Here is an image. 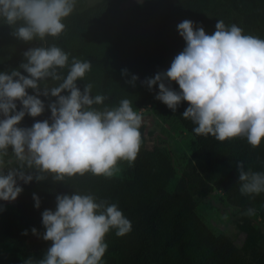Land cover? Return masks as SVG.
<instances>
[{
	"label": "trees",
	"instance_id": "1",
	"mask_svg": "<svg viewBox=\"0 0 264 264\" xmlns=\"http://www.w3.org/2000/svg\"><path fill=\"white\" fill-rule=\"evenodd\" d=\"M86 1L77 0L58 39L47 38L48 45L55 43L70 54L69 62L72 57L91 62V71L84 80H77V87L83 91L91 83L92 96L108 97L104 104L93 106L98 110L118 106L122 99L130 100L137 112L153 104L165 109L191 135L195 147L172 189L175 170L169 154L158 145L140 150L132 166L120 162L121 175L112 178L86 173L64 182L53 181L51 176L38 182L34 170H26L34 178L27 184L17 181L23 191L16 199L15 217L10 211L0 213V245L19 254L22 264L29 257L42 259L51 245L42 239V212L55 210L57 195L76 192L91 194L97 202L116 203L132 224L131 232L122 237L115 230L106 235L108 248L102 264H264V193L242 195L237 170V162L242 161L246 171L264 172V139L254 149L244 138L220 142L210 135L197 136L195 125L182 117L187 102L182 101L173 112L155 99L158 86L149 90L146 84V79L165 72L186 46L176 27L183 20L202 26L209 35L217 21L223 20L226 26L236 24L244 34L264 39V0H100L93 6ZM13 31L0 21V72L18 69L27 75L19 68L26 62L23 53L42 45L37 39H17ZM133 75L138 79L129 83ZM170 87L179 91L175 82ZM26 91L36 94L32 89ZM38 98L45 105L44 112L35 118L26 114L18 127L30 128L46 119L51 123L48 105L56 98ZM16 104L19 111L22 105ZM17 166L14 158L10 168ZM214 188L223 191L232 207L244 213L255 209L256 219L246 215L242 248L227 235L216 233L196 213L197 200H204ZM33 194L40 199L39 208L34 207ZM25 230L27 235H22Z\"/></svg>",
	"mask_w": 264,
	"mask_h": 264
},
{
	"label": "clouds",
	"instance_id": "2",
	"mask_svg": "<svg viewBox=\"0 0 264 264\" xmlns=\"http://www.w3.org/2000/svg\"><path fill=\"white\" fill-rule=\"evenodd\" d=\"M76 6L77 0H0V21L14 28L12 34L42 45L23 53L26 62L19 68L27 75L18 69L0 72V201L17 199L23 191L18 180H33L26 170H34L38 182L49 176L64 182L86 173L112 178L120 162L132 166L140 151L143 118L131 101L122 99L103 110L93 107L108 97L92 96L91 83L83 91L76 84L91 71V62L76 57L69 62V53L47 44L48 37L58 39L65 32L64 21ZM176 27L186 46L165 72L146 79L149 90L158 86L155 99L173 112L187 102L182 117L195 125L197 136L210 135L220 142L244 138L252 148L259 147L264 139V39L244 34L236 24L226 26L223 20L211 35L187 19ZM137 79L133 75L129 83ZM171 82L179 91L170 87ZM27 89L36 94L29 95ZM65 91L69 94L62 95ZM40 95L56 98L48 105L51 123L46 119L30 128L18 127L26 114L35 118L44 112ZM16 101L22 105L19 111ZM9 148L18 166L5 171ZM237 170L242 195L264 193V172L246 171L242 161ZM33 200L39 208V197L33 194ZM41 215L42 239L51 245L42 259L29 257L24 264H102L110 230L118 237L132 230L116 203L97 202L91 194L57 195L55 210ZM244 215L254 216L255 209ZM31 231L38 235L35 228Z\"/></svg>",
	"mask_w": 264,
	"mask_h": 264
},
{
	"label": "rangeland",
	"instance_id": "3",
	"mask_svg": "<svg viewBox=\"0 0 264 264\" xmlns=\"http://www.w3.org/2000/svg\"><path fill=\"white\" fill-rule=\"evenodd\" d=\"M99 1L87 0L86 5L93 6ZM138 113L143 118V124L140 128L142 137L140 150L149 151L153 145H158L169 154L175 170L171 185L172 189L195 147L193 138L188 132L179 127L165 109L157 108L155 104L142 108ZM13 160L14 156L11 153V148H9V155L5 157V171L10 168ZM118 167L119 171L114 176L121 175V167ZM0 206L3 209L0 213L10 211L13 214L12 216L15 217L16 200L13 202L0 201ZM196 213L216 233H223L230 237L238 248L244 246L245 235L243 228L247 222L246 215H244L242 210L227 203L221 189L214 188L204 200H197ZM253 218L256 219L255 215ZM20 260V255L13 252L9 246L0 245V264H14Z\"/></svg>",
	"mask_w": 264,
	"mask_h": 264
}]
</instances>
